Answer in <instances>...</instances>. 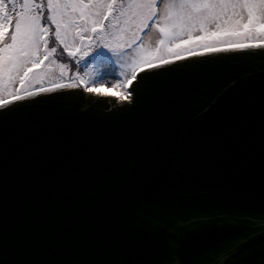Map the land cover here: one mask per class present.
I'll list each match as a JSON object with an SVG mask.
<instances>
[{
  "label": "snow or ice",
  "instance_id": "6c2138e0",
  "mask_svg": "<svg viewBox=\"0 0 264 264\" xmlns=\"http://www.w3.org/2000/svg\"><path fill=\"white\" fill-rule=\"evenodd\" d=\"M0 264H264V0H0Z\"/></svg>",
  "mask_w": 264,
  "mask_h": 264
},
{
  "label": "rangeland",
  "instance_id": "374dc122",
  "mask_svg": "<svg viewBox=\"0 0 264 264\" xmlns=\"http://www.w3.org/2000/svg\"><path fill=\"white\" fill-rule=\"evenodd\" d=\"M56 58L58 62H68L65 55H58ZM78 71L85 81L90 84L93 82L97 85L103 84L104 87L100 90H112L114 96L118 95V92L111 88L110 85L120 78L121 70L116 58L110 52L101 49L91 52L89 56L81 61ZM72 72L73 74L77 72L74 62Z\"/></svg>",
  "mask_w": 264,
  "mask_h": 264
},
{
  "label": "water",
  "instance_id": "95a60500",
  "mask_svg": "<svg viewBox=\"0 0 264 264\" xmlns=\"http://www.w3.org/2000/svg\"><path fill=\"white\" fill-rule=\"evenodd\" d=\"M248 75L249 74L246 71L241 70L238 73H236L232 78L237 81L235 85L232 84L231 79H226L220 82L219 84L210 86L206 93V97L213 96L217 93H223L224 95L231 94L233 91L238 90L243 85L245 78L248 77ZM101 91L107 92L109 96H114L112 90H101ZM203 104H204V101L202 100L199 104L195 105L191 114L194 115L196 111L202 110ZM77 111L81 114H87L90 112H94L96 111V105L89 104V103H81L80 105H78ZM47 116H48V113L40 112L37 114L36 119H45L47 118ZM258 162L259 161L257 159L256 163Z\"/></svg>",
  "mask_w": 264,
  "mask_h": 264
}]
</instances>
